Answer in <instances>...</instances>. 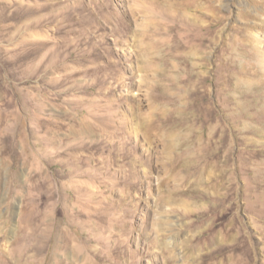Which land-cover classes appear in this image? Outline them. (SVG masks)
Here are the masks:
<instances>
[{
	"label": "rangeland",
	"instance_id": "obj_1",
	"mask_svg": "<svg viewBox=\"0 0 264 264\" xmlns=\"http://www.w3.org/2000/svg\"><path fill=\"white\" fill-rule=\"evenodd\" d=\"M246 1L0 0V264H264Z\"/></svg>",
	"mask_w": 264,
	"mask_h": 264
},
{
	"label": "bare ground",
	"instance_id": "obj_2",
	"mask_svg": "<svg viewBox=\"0 0 264 264\" xmlns=\"http://www.w3.org/2000/svg\"><path fill=\"white\" fill-rule=\"evenodd\" d=\"M246 4L250 7V6H253L254 4L255 5H258V4H262V7H264V2L263 1H254V0H247L246 1ZM246 15H253V13L252 12H247L246 13ZM224 18H220V21L218 22V23H220V22H222V20H223ZM228 29V28H227ZM181 69V68H180ZM184 69V68H183ZM184 71H185V69H184ZM182 72H183V70H182ZM181 72V73H182ZM179 73V72H178ZM185 73V72H184ZM184 73H182V74H184ZM179 75L180 76V78H181V76H182V82L184 83L185 82V84H183L181 87L182 88H184L185 86L187 87V85L186 84H188V83H186V82H189L190 80H192V79H190L191 77H189L188 75H191V74H188V75ZM174 81V80H173ZM179 81H181V80H179ZM181 83V82H180ZM178 84H179V82H178ZM154 85V84H153ZM177 86V85H176ZM169 87V86H168ZM173 88V87H172ZM169 93V92H168ZM149 94V93H148ZM168 96V95H167ZM174 96V95H173ZM161 99V98H160ZM179 99V98H178ZM153 101V100H152ZM151 102V101H150ZM161 102V101H160ZM154 103V102H153ZM166 103V102H165ZM176 102L174 101V100H172V99H170V97H169V100L167 101V104L168 105H174ZM148 106V105H147ZM178 106V105H177ZM156 107V106H155ZM160 108V107H159ZM162 108H163V106H162ZM138 109V108H137ZM150 109V108H149ZM151 110V109H150ZM160 111V110H159ZM158 112V111H157ZM165 112V111H164ZM160 113H162V112H160ZM155 114V113H154ZM154 114H152V115H154ZM180 114V113H179ZM151 115V116H152ZM168 115V114H167ZM148 117H150L149 115H148ZM150 119V118H149ZM139 121V120H138ZM152 121V120H151ZM167 121H168V119H167ZM185 122H186V119H185ZM165 126V125H164ZM156 127V126H155ZM152 129V128H151ZM173 129V128H172ZM169 131V130H168ZM164 132V131H163ZM157 134V133H156ZM168 134V133H167ZM188 146V145H187ZM184 147V146H183ZM180 148V150H181V147H179ZM183 149V148H182ZM185 149V148H184ZM182 160V159H181ZM177 162V161H176ZM178 163V162H177ZM176 163V164H177ZM202 165V164H201ZM179 166V165H178ZM205 166V165H204ZM204 166H201V167H204ZM176 167V166H175ZM195 167H196V165H195ZM174 168V167H173ZM203 169V168H202ZM201 169V170H202ZM173 170V169H172ZM171 169H170V171H172ZM202 174H204V173H202ZM209 176V175H208ZM175 177H177V176H175ZM172 181V180H171ZM176 181H177V179H176ZM192 183V182H191ZM209 183V182H208ZM189 185V184H188ZM180 190V189H179ZM203 190V189H202ZM166 191V190H165ZM181 191V190H180ZM189 190H188V188H187V190L185 191V192H188ZM204 191V190H203ZM177 192V191H176ZM176 192H175V194H176ZM179 192V191H178ZM174 193V192H173ZM203 193V192H202ZM187 194V193H186ZM166 195V194H165ZM192 195V194H191ZM173 196V195H172ZM176 196V195H175ZM193 196V195H192ZM202 196V195H201ZM178 197V196H177ZM216 197V196H215ZM179 198V197H178ZM223 200H222V202H224L226 199H227V195H224L223 197H221ZM177 199V198H176ZM168 200V199H167ZM211 200V199H210ZM177 202V201H176ZM175 202V203H176ZM165 203V202H164ZM174 203V202H173ZM173 203H172V205H173ZM179 203V202H178ZM221 203V202H220ZM168 204H169V202H168ZM186 204V203H185ZM184 205V204H183ZM221 205V204H220ZM208 206V205H207ZM213 206V205H212ZM211 206V207H212ZM179 207V206H178ZM181 207V206H180ZM188 207V206H187ZM213 207H215V206H213ZM184 209V208H183ZM208 209V208H207ZM188 213V212H187ZM182 214V213H181ZM185 214V213H184ZM225 215V214H224Z\"/></svg>",
	"mask_w": 264,
	"mask_h": 264
}]
</instances>
